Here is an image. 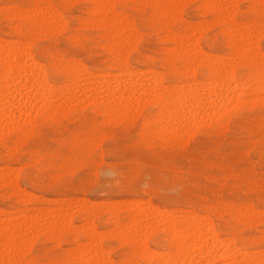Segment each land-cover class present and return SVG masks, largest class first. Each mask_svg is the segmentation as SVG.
<instances>
[{"label": "rangeland", "instance_id": "1", "mask_svg": "<svg viewBox=\"0 0 264 264\" xmlns=\"http://www.w3.org/2000/svg\"><path fill=\"white\" fill-rule=\"evenodd\" d=\"M96 1L0 0V40H2L0 46L5 44L3 45L4 48L7 45L9 48H14L17 45L15 50L18 47L23 49V52L20 49L23 53L21 56H25L29 60L26 59L27 61L24 60L23 62L24 58L17 56L21 52L19 51L18 53L16 51V56L18 59L20 58V64H27L28 62V65L29 63L31 65V61H33L34 65L35 61L36 66L32 67L36 69L40 65V70L43 68L42 70L44 71V80L36 79L40 82L39 88L42 89L41 92L43 93L42 95L40 94L42 97L39 98L37 96V99L34 95L37 94V91L40 93V89L37 91L35 89L38 85H32V87L35 86L32 88L31 84L29 85L27 82L28 80H33V75L27 77L28 79L22 76L23 81L20 78L21 82L19 81L20 85L18 86V88H22V85L24 87L27 85V88L25 87L27 90L28 88L32 89L30 93L26 90V94L27 92L29 95L33 94L31 97H28V94L26 96L25 90L21 91V89L11 95L10 90L8 91L6 88L8 84L4 81L0 82L3 85H0V95H5L0 97L1 103H3L4 98H6L5 101L7 100L2 106L0 104V110L4 108V111H6L4 114L11 113L9 117L13 115L12 120L11 118L8 119V121H11L8 125L4 124L7 123V115H3L4 117L6 116V120L3 117V119H0V175L2 174V177L0 176V228L3 229H0V243L7 239L6 242L4 240L5 243L0 244V264H87V259L92 256L90 254L93 251L98 252H94L97 256L100 254L101 259L98 257L99 261L102 262L103 260L105 262L104 260H106L103 264H109V262L110 264H145V258L140 254V248L144 245L149 247L148 250L150 252H162L163 254L170 251V244L166 240L167 237L163 230V221L165 222L175 217L174 220H177V217L178 219H183L185 216L188 217V215L189 217L190 215H193L191 217L198 215L197 217H200V219L205 216V222L210 219V223L207 222V224L213 228L216 239L223 243L228 240L225 242L226 244H230L234 248L236 246V250L239 249L234 258L236 259V261L234 260L235 263L243 264V256H240L242 251L243 253L250 252V254L260 255L264 251V89L262 91L255 89L256 85L254 80H252L253 75L251 76V74L264 72V0ZM174 1H176V4ZM94 4L97 5V10ZM104 7L110 8V11L107 10V12ZM20 8H22V11ZM42 9L45 10L43 11ZM102 9H104V13ZM37 10L39 13L35 12ZM41 12L46 13L45 16ZM37 14L40 16L39 18H36L38 17ZM95 14L99 15H97L98 18H96ZM226 14H230V16ZM46 15L49 16L48 18L51 22L45 21V19L48 20ZM120 16L121 18H118ZM122 19L125 20L123 21ZM110 22L114 23L111 25ZM92 23L96 24L93 25ZM113 29L116 30V33ZM129 30L132 33L134 31V34ZM233 30L238 35L237 33L234 34ZM253 30H256V32H253ZM258 30L261 31L259 32ZM243 32L245 37H242ZM124 33H128L127 37L130 35L128 37L129 40L126 39L127 37ZM256 34H259V36L257 37ZM119 36L123 37L124 43L126 42L125 44L121 42L124 45H121L120 42L118 43V41L122 40ZM238 36L240 39L238 46L240 47L234 42V39H237ZM250 37L251 40L249 41ZM178 39L180 42H176ZM182 39L184 44L181 42ZM187 39L188 41H186ZM113 41L118 44L115 42L112 44ZM23 42L27 43V45ZM186 42L188 43L187 45ZM240 43H244L242 47L245 44V47L247 46L246 51L244 47L242 49L244 55L240 50ZM132 44L135 45L133 46ZM179 44L188 48L185 46L181 47ZM247 44H251L249 49ZM188 45H191V48L196 45L195 49H192L194 51H192V54H190L191 48ZM24 46L28 47V49ZM168 48L174 50L171 51ZM196 49L197 51H195ZM237 49L240 51L237 52ZM24 50L26 54L28 53L27 55L31 60L27 55H24ZM184 50L188 51L187 55L186 52H183ZM236 52H242V55L241 53L240 55L236 54ZM249 52L256 53V55L258 52L259 57L257 58L255 54L251 56ZM245 53L250 55L247 54V56ZM191 55H193L192 58L194 56L197 57L195 62L192 60ZM200 57L203 60L205 58V62L202 61L204 64L199 60ZM230 57L231 59L233 58V61ZM206 58H209V60ZM212 58L217 59V63L215 60H213L215 61L213 63L211 61ZM221 61L224 62L223 65L229 63L230 68L228 69L232 70L231 73L236 84L244 81V86H240L243 85L242 83L238 86L239 88L236 87L235 89L238 98L242 99L239 98L238 100L240 101L229 102L230 104H221V97V100H219V107L221 108L216 105L217 108L214 107L211 110L209 105H204L203 103L205 102L203 101L205 97H199L198 102L202 101L201 103L204 106H202L203 111H201L202 109L200 110L201 112L199 111L201 118L197 117L196 120L189 117L185 120L186 122L184 121L185 123L180 119V125L175 123L178 125H176L178 127L177 133L175 132L177 135L175 133L172 136L167 134L169 130H166L167 132H164V130L159 131L158 123L162 124L157 119L160 110L148 98L147 103L146 99H143L145 104L140 102L143 107L138 106L128 110L119 109L118 111L116 110L117 113L114 112L115 110H111V112L103 105L110 98V95L108 96L106 92H103L105 87H108V85H110L108 88L116 87L114 81L123 80L127 77L125 75L127 73L135 74L137 72L142 76V79L147 78V81L145 80L146 82H144L146 85L143 83L144 86L142 84L138 87V83L135 82V76L138 74L134 75L135 78H132L131 83L133 88H138V91H141V88H146L147 85L148 88H153L159 83L160 87L163 85V89L160 87L159 89L165 91L176 84L180 86L188 81L190 83L196 81L198 86L202 84L200 86L202 91L199 89L198 93H204L202 96H205L209 79H214V73L210 69L216 70L217 66L222 63ZM229 61L231 65L235 62L232 67ZM239 63L242 65H239ZM25 64H22V68L26 66ZM189 64H193V71ZM186 66L189 67V74L192 72L190 76L188 74L189 77L180 74L183 72L184 67L187 68ZM1 68L0 62V71ZM75 68H78V70ZM149 71L152 74L148 73ZM156 73L159 74L157 75ZM40 74L36 76L40 77ZM108 74L111 75L108 76ZM90 75H93L94 78ZM156 77L158 80H155ZM88 79L89 81L91 79L90 82L97 81V83L90 84ZM191 79L194 80L190 81ZM247 80H249L248 83ZM106 81L110 83L108 84ZM149 84L153 85V87ZM87 88L88 91L90 88L91 92L96 94H90V92L88 96V92L85 90ZM2 89L5 90L7 95L9 93L11 97L9 95L8 97ZM163 91H160V94ZM260 92H263L262 95ZM82 93L86 94V96L84 95L86 98ZM23 95L27 97L25 99H28L29 102L24 99ZM92 95L93 97L91 98ZM174 95L172 99L176 97ZM12 96L13 98L20 96L21 99H15V97L14 100L16 101H14ZM57 97H59L57 100H65L70 110L67 109L66 102L65 104L60 103V101L56 100ZM141 98L143 97L140 96ZM218 98L220 99V97ZM46 99L60 105V107L56 105L59 109L55 106L53 107L56 109L48 107ZM21 100L22 102L25 100L28 104L30 103V106L32 104L29 108L32 111L28 109L31 113L27 114L28 111H25L27 115H24V122L19 120V117L20 119L23 117L20 113L25 110L19 107V104L22 103ZM8 101H11V103L6 104ZM13 101L18 104L13 103ZM42 101L44 102L42 103ZM41 107H43V110H40ZM208 108L213 113L212 115L210 112L208 113ZM18 109H21V111ZM63 109L65 110L63 111ZM54 110H57V112ZM194 111L196 112L198 109H194ZM23 112L22 114L25 113ZM25 118L26 120L29 119L28 123L25 122ZM17 119L23 124L18 121L19 125L12 122ZM11 123L12 125H10ZM182 125L184 127L181 130ZM3 172L5 173L3 174ZM87 200H89L88 203ZM135 202L137 203L135 206L139 208L138 211L140 210V214L136 210L137 216L135 217L138 220L134 217L136 215L135 211L133 213L134 208L132 209ZM142 205H147L146 209ZM143 209L147 214H144ZM241 213L245 216H242ZM132 216L140 224H137ZM51 217H54L55 220L51 219ZM57 218L59 220H56ZM66 218H68V222ZM27 220L34 223H30ZM127 221L128 223H126ZM131 221H135V223ZM149 221L153 222L148 223ZM144 222L147 225L152 224L153 227L150 225L149 232L143 228ZM122 223L126 230H124L125 227L122 226ZM35 225H38V227ZM159 226L161 227L158 229ZM140 227L142 231H139ZM9 228L11 229L8 234L13 233L17 229L20 231L21 237H17L19 233L14 232L16 235H9L10 239L8 236L3 238L1 234L4 233L2 231H8L7 229ZM130 229L134 230L133 232L136 231V235H140L137 232H141L140 236L143 238L140 240L141 237L135 235L137 238L134 237L135 240L130 239L132 241L129 243V239L125 238L128 237L127 234L128 231H131ZM113 231L116 232L114 233ZM18 239L19 242L16 241ZM10 240H15L16 243ZM29 240H31V243ZM9 243L11 247L12 245L15 246L13 248L9 246L8 248ZM8 252L12 254L10 255ZM81 252L84 254H81ZM80 258L83 259V262ZM262 258H264V255ZM226 260H218L215 264H229L232 261L230 259Z\"/></svg>", "mask_w": 264, "mask_h": 264}, {"label": "bare ground", "instance_id": "2", "mask_svg": "<svg viewBox=\"0 0 264 264\" xmlns=\"http://www.w3.org/2000/svg\"><path fill=\"white\" fill-rule=\"evenodd\" d=\"M84 1V0H83ZM85 1H87V0H85ZM98 1V0H97ZM96 1V2H97ZM130 1V0H129ZM150 1V0H149ZM163 1V0H162ZM171 1V0H170ZM186 1V0H185ZM213 1V0H212ZM216 1V0H215ZM219 1V0H218ZM217 1V2H218ZM95 2V1H94ZM105 2V1H104ZM152 2H153V0H152ZM164 2V1H163ZM175 2V4H176V1H174ZM178 2H180V0L178 1ZM203 2V1H202ZM106 3V2H105ZM158 3V2H157ZM162 3V2H161ZM182 3H183V1H182ZM74 4V3H73ZM98 4V3H97ZM174 4V3H173ZM188 4V3H187ZM208 4V3H207ZM218 4V3H217ZM95 5V4H94ZM102 5H104L103 3H102ZM107 5V4H106ZM178 5V4H177ZM97 5H95V7H96ZM100 6V5H99ZM105 6V5H104ZM174 6V5H173ZM173 6H171L172 8H173ZM197 6V5H196ZM200 6V5H199ZM202 6V5H201ZM206 6V5H205ZM7 7V6H6ZM103 7V6H102ZM162 7V6H161ZM169 7V6H168ZM208 7V6H207ZM216 7H218L217 5H216ZM100 8V7H99ZM106 7H104V9H105ZM163 8V7H162ZM202 8V7H201ZM213 8V7H212ZM220 8V7H219ZM16 9V8H15ZM21 9V11H22V8H20ZM37 9V8H36ZM36 9H34V10H36ZM104 9H102L103 11V13H104ZM167 9V8H166ZM217 9V8H216ZM30 10V9H29ZM32 10V9H31ZM43 10V9H42ZM45 10V9H44ZM43 10V11H44ZM48 10V9H47ZM96 10H97V7H96ZM99 10V9H98ZM107 10H109L110 11V8L108 9V8H106V11ZM157 10V9H156ZM171 10V9H170ZM176 10V9H175ZM175 10H174V12H175ZM90 11V10H89ZM89 11H88V13H89ZM101 11V10H100ZM181 11V10H180ZM28 12V11H27ZM30 12V11H29ZM32 12H34V11H32ZM36 13L38 12V10L37 11H35ZM46 12V11H45ZM85 13H86V11H84ZM101 12V13H102ZM108 12V11H107ZM173 12V11H172ZM176 12H177V10H176ZM39 13V12H38ZM41 13H43V15L45 16V14H44V12H41ZM51 13V12H50ZM50 13H49V15H50ZM84 13V14H85ZM93 13V12H92ZM102 13V14H103ZM109 13H111V12H109ZM114 13V12H113ZM116 13V12H115ZM222 13V12H221ZM13 14V13H12ZM17 14V13H16ZM27 14V13H26ZM31 14V13H30ZM55 14V13H54ZM100 14V13H99ZM123 14V13H122ZM121 14V15H122ZM170 14V13H169ZM175 14V13H174ZM173 14V15H174ZM220 14V13H219ZM98 15V14H97ZM96 14H95V16H97ZM120 15V14H119ZM125 15V14H124ZM170 15H172V14H170ZM175 15H177V14H175ZM222 16H223V14H221ZM226 15H228V14H226ZM21 16V15H20ZM23 16V15H22ZM35 16V15H34ZM37 16L38 17H36V18H39L40 16L37 14ZM58 16V15H57ZM94 16V17H95ZM99 16V15H98ZM98 16L96 17V18H98ZM105 16V15H104ZM228 16H230V14L228 15ZM227 16V17H228ZM10 17H11V15H10ZM29 17V16H28ZM46 17L48 18L49 16H47L46 15ZM53 17H55V15H53ZM178 17H179V14H178ZM224 17H225V15H224ZM14 18H16V17H14ZM22 18V17H21ZM52 18V17H51ZM102 18V17H101ZM115 18V17H114ZM118 18H121V16L120 17H118ZM117 18V19H118ZM123 18V17H122ZM174 18V17H173ZM223 18V17H222ZM41 19V18H40ZM42 19H43V17H42ZM41 19V20H42ZM45 19V18H44ZM91 19V18H90ZM95 19V18H94ZM116 19V20H117ZM219 19H220V17H219ZM224 19V18H223ZM39 20V19H38ZM115 20V21H116ZM118 20H121V19H118ZM123 21L125 20V19H122ZM127 20V19H126ZM216 20H217V18H216ZM45 21L47 22H51V20L49 21V18H48V20L47 19H45ZM60 21V20H59ZM97 21H98V19H97ZM101 21V20H100ZM104 21V20H103ZM114 21V20H113ZM130 21V20H129ZM213 21V20H212ZM222 21V20H221ZM42 22V21H41ZM55 22V21H54ZM104 22H106V21H104ZM128 22V21H127ZM158 22V21H157ZM208 22V21H207ZM58 23V22H57ZM60 23V22H59ZM84 23V22H83ZM111 23V22H110ZM112 23H114V22H112ZM112 23H111V25H112ZM117 23V22H116ZM126 23V22H125ZM125 23H124V25H125ZM131 23V22H130ZM210 23V22H209ZM53 24H55V23H53ZM52 24V25H53ZM93 25H95L96 23H92ZM98 24V23H97ZM105 24V23H104ZM107 24H109L108 22H107ZM123 24V23H122ZM126 24H128V23H126ZM48 25H51V24H48ZM51 25V26H52ZM123 25V26H124ZM129 25V24H128ZM132 25V24H131ZM212 25V24H211ZM210 25V26H211ZM232 25H234V24H232ZM252 25V24H251ZM38 26V25H37ZM101 26V25H100ZM119 26H121V25H119ZM118 26V27H119ZM127 26V25H126ZM208 26V25H207ZM231 26V25H230ZM17 27V26H16ZM50 27V26H49ZM103 27V26H102ZM106 27H108V26H106ZM128 27V26H127ZM201 27V26H200ZM205 27H206V24H205ZM238 27V26H237ZM255 27V26H254ZM13 28V27H12ZM89 28V27H88ZM101 28V27H100ZM117 28V27H116ZM203 28H204V26H203ZM211 28V27H210ZM240 28H242V27H240ZM245 28V27H244ZM11 29V28H10ZM18 29V28H17ZM42 29V28H41ZM44 29V28H43ZM127 29V28H126ZM125 29V30H126ZM128 29H130V28H128ZM197 29H198V27H197ZM197 29H196V31H197ZM206 29V28H205ZM246 29V28H245ZM52 30V29H51ZM113 30H115V29H113ZM112 30V31H113ZM124 30V29H123ZM123 30H121L122 32H123ZM124 30V31H125ZM256 30H257V28H256ZM256 30L254 31L253 30V32H256ZM36 31V30H35ZM50 31V30H49ZM57 31V30H56ZM118 31V30H117ZM127 31V30H126ZM130 31V30H129ZM220 31V30H219ZM240 31H241V29H240ZM249 31V30H248ZM247 31V32H248ZM259 31V30H258ZM261 31V30H260ZM259 31V32H260ZM41 32V31H40ZM44 32V31H43ZM131 32V31H130ZM165 32V31H164ZM198 32V31H197ZM230 32H231V30H230ZM233 32H234V34H236L237 32H235L234 30H233ZM245 32V31H244ZM244 32H243V36L242 37H245V34H244ZM250 32H251V30H250ZM56 33V32H55ZM111 33V32H110ZM109 33V34H110ZM115 33H116V30H115ZM118 33H120V32H118ZM132 33V32H131ZM241 33V32H240ZM240 33H239V35H240ZM30 34V33H29ZM113 34H114V32H113ZM124 34H126V33H124ZM128 34V33H127ZM127 34H126V37H127ZM132 34H134V31H133V33ZM141 34V33H140ZM202 34V33H201ZM226 34V33H225ZM224 34V35H225ZM228 34V33H227ZM231 34V33H230ZM229 34V35H230ZM242 34V33H241ZM249 34V33H248ZM247 34V35H248ZM254 34V33H253ZM252 34V36H254ZM37 35V34H36ZM111 35V34H110ZM119 35V34H118ZM120 35H122V34H120ZM237 35H238V33H237ZM237 35H235V36H237ZM251 35V34H250ZM257 35V34H256ZM33 36V35H32ZM130 36V35H129ZM128 36V37H129ZM227 36V35H226ZM231 36V35H230ZM259 36V34L257 35V37ZM36 37V36H35ZM108 37V36H107ZM110 37V36H109ZM112 37V36H111ZM116 37V36H115ZM120 37V36H119ZM128 37L126 38V39H128ZM168 37V36H167ZM229 37V36H228ZM25 38H27L26 36H25ZM31 38H33V37H31ZM121 38V37H120ZM119 38V39H120ZM124 38H125V35H124ZM171 38V37H170ZM177 38V37H176ZM175 38V39H176ZM187 38V37H186ZM185 38V39H186ZM246 38H247V36H246ZM254 38V37H253ZM29 39V38H28ZM28 39H26V40H28ZM35 39V38H34ZM39 39V38H38ZM109 39V38H108ZM114 39V38H113ZM118 39V40H119ZM122 40L121 41H118V43L120 42V44H121V42H123V37L121 38ZM139 39V38H138ZM189 39V38H188ZM188 39L186 40V41H188ZM191 39V38H190ZM232 39V38H231ZM243 39H245V38H243ZM248 39V38H247ZM257 39V38H256ZM256 39H254V40H256ZM129 40V39H128ZM128 40H127V42H128ZM130 40H132V39H130ZM169 40V39H168ZM181 40V39H180ZM226 40V39H225ZM242 40V39H241ZM251 40V37L249 38V41ZM1 41L2 40H0V43H1ZM23 41V40H22ZM32 41V40H31ZM117 41V40H116ZM116 41H113L112 42V44H114V42L115 43H117ZM126 41V40H125ZM133 41V40H132ZM131 41V42H132ZM170 41H172V39H170ZM177 41H179V39L178 40H176V42ZM190 41V40H189ZM246 41V40H245ZM253 41V40H252ZM251 41V42H252ZM21 42V41H20ZM110 42V41H109ZM135 42V41H134ZM175 42V43H176ZM180 42V41H179ZM181 42H183L182 44H184V41H183V39H182V41ZM193 42V41H192ZM234 42H235V44L238 46V44H239V42H240V39H239V36L237 37V39H234ZM247 42V41H246ZM253 42H255V41H253ZM4 43V42H3ZM22 43V42H21ZM24 43V42H23ZM27 43H28V41H27ZM27 43H24V44H26L27 45ZM107 43H108V41H107ZM117 43V44H118ZM124 43V42H123ZM126 43V42H125ZM124 43V44H125ZM195 43V42H194ZM229 43H231L230 41H229ZM248 43V42H247ZM2 44V43H1ZM0 44V45H1ZM8 44V43H7ZM12 44H13V42H12ZM20 44V43H19ZM124 44H121V45H124ZM188 43L186 42V45H187ZM242 44H244V43H240V45H241V51L243 52V55H244V51L242 50L243 49V47H244V50L246 51V47H245V45L242 47ZM252 44V43H251ZM250 44V45H251ZM3 45H5V44H3ZM2 45V46H3ZM11 45V44H10ZM116 45V44H115ZM120 45V47H122ZM133 45V44H132ZM131 45V46H132ZM135 45V44H134ZM133 45V46H134ZM177 45V44H176ZM179 45H181V44H179ZM248 45V44H247ZM250 45H248V49H249V47H250ZM256 45V44H255ZM2 46H0V62H1V71H0V78H2L1 80H0V82L2 83L3 81L4 82H6L8 85H7V90L9 91L10 90V94L11 95H14L15 94V92L18 90V91H20L19 89H21V91L22 90H25L24 92H25V94H26V88L22 85V88H18V86L20 85L19 84V81H20V78H22V76L24 77H26V79H28L27 77H30V76H32L33 75V77L35 78V80L37 79V80H40V81H43L44 80V71L42 70L43 68H41V70H40V65L39 66H37L38 68H39V70H38V68H36V69H34L33 67H35L36 66V62L34 61V65H33V61H31V65H30V63H29V65H28V62H27V64H25V63H22L23 65L25 64L26 66H24V68H22L23 66H22V64H20V58L18 59V57L17 56H20V57H22L21 56V54L23 55V49H21V48H17L16 50H15V48L17 47V45H15L14 46V44H13V46H14V48H9V47H5L4 48V46L2 47ZM12 46V45H11ZM20 46V45H19ZM106 46V45H105ZM108 46V45H107ZM182 46H185V45H181V47ZM189 46V45H188ZM191 46V45H190ZM189 46V47H190ZM196 46V45H195ZM194 46V47H195ZM21 47V46H20ZM25 48H27L28 49V47H26V46H24ZM113 47V46H112ZM130 47V46H129ZM178 47V46H177ZM185 47H187V46H185ZM193 46H192V48H191V53L190 54H192V51L195 49ZM235 47V46H234ZM238 47H240V46H238ZM238 47H236V48H238ZM119 48V47H118ZM124 48V47H123ZM122 48V49H123ZM131 48V47H130ZM172 48V47H171ZM184 48V47H183ZM188 48V47H187ZM186 48V50H188ZM189 48V49H190ZM194 48V49H193ZM230 48V47H229ZM232 48V47H231ZM252 48V47H251ZM20 49H21V51H20ZM106 49V48H105ZM114 49V48H113ZM121 49V48H120ZM119 49V50H120ZM126 49V48H125ZM168 49H170V48H168ZM179 49H180V47H179ZM185 49V48H184ZM193 49V50H192ZM198 49V48H197ZM197 49L195 50V51H197ZM247 49V50H248ZM26 50V49H25ZM25 50H24V53H25ZM171 50V49H170ZM174 50V49H173ZM173 50H171V51H173ZM176 50V49H175ZM240 50H236L237 52H239ZM251 50V49H250ZM16 51H18V53H19V51L21 52L20 54H17V56H16ZM177 51H178V49H177ZM176 51V52H177ZM180 51H181V49H180ZM189 51V50H188ZM188 51H183V52H186V55H187V52ZM199 51V50H198ZM201 51V50H200ZM233 51H235V50H233ZM249 51V50H248ZM247 51V52H248ZM251 51H253V50H251ZM117 52V51H116ZM121 52V51H120ZM124 52V51H123ZM132 52V51H131ZM182 52V51H181ZM194 52V51H193ZM236 52V54H239L240 55V53H241V55H242V52H240V53H237ZM256 52V51H255ZM127 53V52H126ZM201 53V52H200ZM200 53H198V54H200ZM205 53V52H204ZM207 53V52H206ZM249 53H251V52H249ZM249 53H245V55H247V54H249ZM28 54V53H27ZM26 53L24 54V55H27ZM202 54H203V52H202ZM234 54H235V52H234ZM253 54H255L256 55V53H251V56H254ZM124 55V54H123ZM126 55V54H125ZM179 55V54H178ZM195 55H197V54H195ZM206 55V54H205ZM215 55V54H214ZM250 55V54H249ZM261 55V54H260ZM116 56V55H115ZM184 56V55H183ZM192 56L193 55H191V58H192ZM203 56V55H202ZM211 56V55H210ZM230 56H232V55H230ZM248 56V55H247ZM251 56H249V57H251ZM257 58L259 57L258 56V52H257ZM27 57H29L28 55H27ZM188 57H189V55H188ZM207 57H209V56H207ZM222 57V56H221ZM233 57V56H232ZM235 57V56H234ZM22 58H24L23 59V62H24V60H28V58H25V56H23ZM191 58H190V60H191ZM196 56H194L193 58H192V60L195 62L196 61ZM199 58V57H198ZM218 58V57H217ZM236 58V57H235ZM243 58H244V56H243ZM248 58V57H247ZM29 59H30V57H29ZM207 59V58H206ZM221 59V58H220ZM230 59H231V57H230ZM239 59V58H238ZM241 59H242V57H241ZM250 59V58H249ZM253 59V58H252ZM260 59V58H259ZM26 60V61H27ZM31 60V59H30ZM167 60H168V58H167ZM173 60V59H172ZM190 60H188V61H190ZM199 60H201V62L202 61H204L205 62V58H204V60L203 59H201V57H200V59ZM198 59H197V61H199ZM207 60H209V58L207 59ZM206 60V61H207ZM213 60H217V59H213L212 58V60L211 61H213ZM227 60V59H226ZM232 61H233V58L231 59ZM240 60V59H239ZM254 60V59H253ZM253 60H252V63H253ZM257 60V59H256ZM29 61V60H28ZM171 61V60H170ZM215 61H213V63L215 62ZM220 61V60H219ZM235 61V60H234ZM238 61V60H237ZM237 61H236V63H237ZM241 61V60H240ZM243 61H244V59H243ZM248 61H250V60H248ZM259 62H260V60H258ZM21 62H22V60H21ZM66 62V61H65ZM75 62V61H74ZM172 62V61H171ZM192 62V61H191ZM201 62H199V63H201ZM222 63H220V65H222V66H220V65H218L219 64V62H218V66H217V68H216V70H211L210 69V71H212L213 73H214V79H212V78H210L209 79V81H208V86H206V85H203V86H206V87H208L207 89H206V95L205 96H202L203 94L201 93H198V90L200 89V86L202 85H200L199 84V86H198V84L196 83V81H193L192 79L190 80V81H193L192 83H190L189 81L187 82V83H190V84H183V85H174V86H170L168 89H166L165 91H163L162 89V87H163V85H161L162 87H160V83L159 84H156L155 83V80L157 79V77L155 78V80H154V83L156 84L154 87H153V85H151V84H149V85H151L153 88H148V85L146 86V88H141L140 90L141 91H138V88H133L132 87V83H131V81H132V78H135L136 77V81L135 82H137L138 83V87H140V85H142L144 82H146L147 81V78L146 79H142V76H140V74H138L139 72H137V73H135V74H138V75H136L135 77H134V75L135 74H133V73H127L126 71V73L127 74H125V75H127V77L126 78H124L123 80H116V81H114L115 83H116V87H114L113 86V88H108V87H110V85H108L110 82H108V81H106L105 83H106V85H108V87H105L104 88V90H103V92H106L107 94H108V96L110 97H107V98H109L108 99V102L106 101V103H105V101H103L105 104H103L104 106H106L110 111L112 110H115L114 112H116V110L118 111L119 109H122V110H128V109H133V107H138V106H141V103L140 102H144V104H145V100H143V99H146V103H147V98L148 99H150L152 102H154V104L159 108V110H160V112L158 113L159 115H158V122H160V123H162L163 124V126H162V124L160 125L159 123H158V128H159V131H161V130H164V132L166 131V130H169V132L167 133V134H169V135H175L177 132V128L178 127H176V125L179 123V120L180 119H182V121L184 122L185 120H187L189 117L191 118V119H196L197 120V117L199 118H201V116H200V112L201 111H203V108H202V106H203V103H204V105H209V108H211V110H212V108H214V107H216V105H218L217 107L218 108H221V107H219V105H220V102H221V104H226V103H229V102H232V101H237L239 98H238V95L236 94V91H235V89H236V87L237 88H239L238 86L240 85V84H242L243 83V85H240L241 87L242 86H244V81L242 82V83H240V84H236V81L234 80V77H233V75H232V73H231V71L228 69V68H230L229 67V63L228 64H225V65H223V61H221ZM230 62V61H229ZM246 62H247V59H246ZM76 63V62H75ZM126 63V62H125ZM170 63V62H169ZM190 63V62H189ZM199 63H197V64H199ZM203 63V62H202ZM208 63H210V62H208ZM216 63H217V61H216ZM216 63H215V65H216ZM235 63V62H234ZM234 63H232V65L234 64ZM255 63V62H254ZM65 64H67V63H65ZM74 64V63H73ZM172 64V63H171ZM186 64V63H185ZM195 64V63H194ZM204 64V63H203ZM211 64V63H210ZM246 64V63H245ZM258 64H260V63H258ZM28 65V66H27ZM69 65H70V63H69ZM77 65V64H76ZM81 65V64H80ZM188 65V64H187ZM214 65V66H215ZM228 67H227V66ZM232 65H231V62H230V66L232 67ZM239 65H242V64H240L239 63ZM238 65V66H239ZM33 66V67H32ZM42 66V65H41ZM83 66V65H82ZM189 66L192 68V66H193V64L192 65H190L189 64ZM199 66V65H198ZM210 66V65H209ZM235 66V65H234ZM244 66V65H243ZM258 66V65H257ZM260 67H262L261 65H259ZM43 67V66H42ZM76 67V66H75ZM187 68H183L184 70H182L183 72L182 73H180L181 75H187V77H189L190 76V74L192 73L191 71V73L189 74V67L188 66H186ZM196 67V66H195ZM208 67V66H207ZM22 68V69H21ZM70 68V67H69ZM190 68V69H191ZM264 68V67H263ZM22 71H21V70ZM24 69V70H23ZM75 69H77L78 70V68H75ZM83 69V68H82ZM67 70V69H66ZM79 70H81V69H79ZM40 71H41V73H42V78H41V74H40ZM73 71V70H72ZM138 71V70H137ZM142 71V70H141ZM192 71H193V68H192ZM67 72V71H66ZM131 72H133V71H131ZM144 72V71H143ZM147 72V71H146ZM152 72H153V70H152ZM257 72V71H256ZM255 72V73H256ZM259 72H261L260 70H259ZM83 73H85V72H83ZM118 73V72H117ZM122 73V72H121ZM148 73H151V71H149ZM263 73L264 72H262V73H257V74H251V76L253 75V78H252V80H254V82H255V89L258 91V90H263L264 89V75H263ZM38 74H40V77H37V76H39ZM98 74V73H97ZM104 74V73H103ZM152 74V73H151ZM157 74V73H156ZM155 74V75H156ZM159 74V73H158ZM157 74V75H158ZM188 74H189V76H188ZM35 75V76H34ZM37 75V76H36ZM82 75V74H81ZM84 75V74H83ZM102 75V74H101ZM111 75V74H110ZM109 74H108V76H110ZM113 75V74H112ZM122 75V74H121ZM143 75V74H142ZM193 75V74H192ZM91 76V75H90ZM94 76H95V74H94ZM94 76L92 75L91 77L92 78H94ZM102 76H104V75H102ZM106 76V75H105ZM114 76V75H113ZM117 76H119V75H117ZM149 76H151V75H149ZM212 76V75H211ZM33 77H31V78H33ZM80 77V76H79ZM85 77V76H84ZM87 77V76H86ZM89 77V76H88ZM90 77V78H91ZM159 77V76H158ZM193 77V76H192ZM34 78H33V80H31V81H27L28 82V84L30 85L31 84V87H32V85H35V84H37L36 86H37V88H35L36 89V91L38 90V89H40L39 87H40V82H38L37 80H36V82H38V83H36L35 82V80H34ZM40 78V79H39ZM91 78V79H92ZM107 78V77H106ZM109 78V77H108ZM151 78V77H150ZM194 78V77H193ZM208 78V77H207ZM42 79V80H41ZM78 79V78H77ZM85 79V78H84ZM91 79H90V81H91ZM103 79V78H102ZM109 79H112V78H109ZM25 80V79H24ZM146 80V81H145ZM158 80V79H157ZM22 81H23V78H22ZM86 81V80H85ZM88 81H89V79H88ZM89 81V83L91 84V83H94V82H96L97 83V81H92V82H90ZM100 81H102V80H100ZM105 81V80H104ZM239 81V80H238ZM248 81L249 80H247V83H248ZM21 82V81H20ZM71 82V81H70ZM74 82V81H73ZM112 82V81H111ZM159 82V81H158ZM254 82H253V84H254ZM0 83V85L1 86H3L2 84ZM23 83V82H22ZM41 83H44V82H41ZM67 83V82H66ZM75 83V82H74ZM99 83V82H98ZM199 83V82H198ZM4 84V83H3ZM25 84H26V80H25ZM24 84V85H25ZM88 84V83H87ZM89 84V85H90ZM145 84V83H144ZM144 84H143V86H144ZM62 85V84H61ZM65 85V84H64ZM68 85V84H67ZM73 85H75V84H73ZM77 85H78V83H77ZM92 85H94V84H92ZM96 85V84H95ZM146 85V84H145ZM173 85V84H172ZM233 85V86H232ZM249 85V84H248ZM247 85V86H248ZM42 86H43V84H42ZM56 86V85H55ZM99 86V85H98ZM101 86V85H100ZM133 86H136V85H133ZM250 86V85H249ZM21 87V86H20ZM23 87H24V89H23ZM28 87H30V86H28ZM30 87V88H31ZM33 87H35V86H33ZM32 87V88H33ZM44 87V86H43ZM48 87V86H47ZM51 87V86H50ZM70 87H72V86H70ZM69 87V88H70ZM112 87V86H111ZM159 87L160 88H162V89H159ZM166 87V86H165ZM16 88H18V89H16ZM42 88V87H41ZM49 88V87H48ZM47 88V89H48ZM90 88H92V87H90ZM89 88V91H88V88L87 89H85L87 92V94H88V96L90 95V94H96L95 92H91L92 90ZM94 88H96V87H94ZM250 88V87H249ZM5 89V88H4ZM4 89H2L4 92H5V90ZM16 89V90H15ZM52 89V88H51ZM60 89V88H59ZM204 89V88H203ZM254 89V88H253ZM1 90V91H2ZM15 90V91H14ZM41 90L42 89H40V93H38V91H37V94H36V92H35V94L36 95H34V96H36V99L38 98L37 96H39V98L40 97H42V96H40V94L42 95L43 93L41 92ZM46 90V89H45ZM82 90H83V88H82ZM84 90V91H85ZM96 90V89H95ZM201 91H202V88L200 89ZM218 90V91H217ZM2 91V92H3ZM27 91H29V93L30 92H32V89L30 90L29 88H28V90ZM34 91V90H33ZM50 92H51V90H49ZM68 91H69V89H68ZM102 91V90H101ZM160 91L162 92L163 91V93H161L160 94ZM240 91V90H239ZM249 91V90H248ZM3 92V93H4ZM14 92V93H13ZM23 92V93H24ZM48 92V91H47ZM46 92V93H47ZM57 92V91H56ZM91 92V93H90ZM252 92V91H251ZM8 93V92H7ZM13 93V94H12ZM18 93V92H17ZM17 93H16V95H17ZM22 93V94H23ZM53 93V92H52ZM55 93V92H54ZM85 93V92H84ZM84 93H82L83 94V96L85 95L86 96V94H84ZM90 93V94H89ZM219 93V94H218ZM263 93V92H262ZM262 93L260 92V94L262 95ZM2 94V93H1ZM5 94H6V92H5ZM27 94H28V92H27ZM27 94H26V96H27ZM102 94V93H101ZM175 94V95H174ZM4 95V94H3ZM7 95V94H6ZM8 95H9V93H8ZM7 95V96H8ZM11 95H9L10 97H11ZM33 94H31V95H29L28 94V97H31ZM45 95V94H44ZM52 95H54V94H52ZM173 95L174 96H176L175 98H173L172 99V97H173ZM5 96V95H4ZM4 96H2V95H0V97H4ZM6 96V97H7ZM8 96V97H9ZM20 96L22 97V95H21V92H20ZM20 96H15L14 98L15 99H17V98H19V99H21V97ZM24 96V95H23ZM82 96V97H83ZM84 96V97H85ZM96 96V95H95ZM135 96H137V97H135ZM140 96H142L143 98H141L142 99V101H141V99H140ZM250 96V95H249ZM7 97V98H8ZM56 97V96H55ZM55 97H53V98H55ZM61 97H63L62 95H61ZM60 97V98H61ZM93 97V95L91 96V98ZM199 97H205V98H203V101H205V102H203V103H199L198 101V99H199ZM218 97H220V99L218 98ZM221 97H222V101H220L219 102V100H221ZM248 97V96H247ZM246 97V98H247ZM252 97V96H251ZM255 97V96H254ZM12 98H13V96H12ZM14 98L12 99V100H14ZM25 98H27V97H25L24 96V99ZM34 98V97H33ZM32 98V99H33ZM48 98V97H47ZM52 98V100H54ZM59 97H57L56 98V100L58 99ZM86 98V97H85ZM88 98H90V97H88ZM87 98V99H88ZM107 98H105V99H107ZM249 98V97H248ZM248 98H247V100H248ZM253 98V97H252ZM1 99V98H0ZM5 99L6 98H4V100H3V103H1V101L2 100H0V104H1V106H2V104H4V102H6L5 101ZM49 99V98H48ZM201 99V98H200ZM240 99H242V98H240ZM26 101H28V99H25ZM25 100L22 102V100H21V104H19V107L20 108H23V109H25L24 110V112L25 111H28V109L32 106V104H31V106L28 104V102H25ZM47 100V99H46ZM51 100V101H52ZM94 100V99H93ZM92 100V101H93ZM218 100V101H217ZM243 100H244V98H243ZM14 101H16V100H14ZM13 101V103H15ZM48 101V100H47ZM51 101H48V103H46V105L48 106V107H51V108H55L56 107V105H58V104H55V103H53V102H51ZM57 101H60V103H63V104H65V100L63 101H61L60 99L59 100H57ZM57 101H56V103H57ZM87 101V100H86ZM102 101V100H101ZM238 101H240V100H238ZM18 102H19V100H18ZM31 102V101H30ZM44 101H42V103H43ZM46 102V101H45ZM55 102V101H54ZM97 102V101H96ZM244 102V101H243ZM248 102V101H247ZM11 103V101H8L6 104H10ZM12 103V104H13ZM20 103V102H19ZM78 103V102H77ZM81 103V102H80ZM92 103V102H91ZM94 103H95V100H94ZM94 103H92V104H94ZM206 103V104H205ZM15 104H18V103H15ZM230 104V103H229ZM45 105V106H46ZM62 105V104H61ZM66 105H67V102H66ZM232 105H234V104H232ZM4 106V105H3ZM34 106V105H33ZM53 106H55V107H53ZM59 107H60V105H58ZM57 106V107H58ZM62 106H64V105H62ZM17 107H18V105H17ZM16 107V108H17ZM18 107V108H19ZM56 107V108H57ZM67 107H68V105H67ZM67 107H65V108H67ZM141 107H143V106H141ZM204 107V106H203ZM206 107V106H205ZM208 107V106H207ZM216 107V108H217ZM43 107H41L40 108V110L42 109ZM51 108H49L50 110H51ZM55 108V109H56ZM74 108V107H73ZM140 108V107H139ZM208 108V109H209ZM215 108V109H216ZM223 108V107H222ZM224 108H227V107H224ZM27 109V110H26ZM32 109V108H31ZM34 109V108H33ZM57 109H59V108H57ZM67 109H69V107L67 108ZM194 109H198V111H194ZM202 109V110H201ZM3 110V111H2ZM19 110V109H18ZM30 110V109H29ZM43 110V109H42ZM65 109H63V111H64ZM70 110V109H69ZM158 110V111H159ZM201 110V111H200ZM221 110V109H220ZM219 110V111H220ZM225 110V109H224ZM19 111H21V109L19 110ZM30 111H32V110H30ZM30 111H28V113L27 112H23L24 114H22V112L20 113V115H22L23 117H22V119H20V117H19V120H22V122H24L23 120H24V115L27 113V114H29V113H31ZM52 111H53V109H52ZM55 111V110H54ZM61 111V110H60ZM111 111V112H112ZM200 111V112H199ZM216 111V110H215ZM4 112H6V111H4V108L3 109H1L0 110V119L3 117L4 119H5V117L3 116V115H7V123H4V124H6V125H8V123H10L11 121H8V119H10L11 118V120H12V118H13V115H11V117H9V114H11V113H9V114H4ZM7 112H9V111H7ZM55 112H57V110L55 111ZM59 112V111H58ZM62 112V111H61ZM120 112H122L123 113V111H121L120 110ZM129 112V111H128ZM206 112V111H205ZM210 112V109H209V111H208V113ZM213 112V111H212ZM223 112V111H222ZM109 113V112H108ZM117 113V112H116ZM131 113H133L132 111H131ZM135 113V112H134ZM155 113H157V112H155ZM26 114V115H27ZM107 114V113H106ZM114 114V113H113ZM130 114V113H129ZM195 114H196V116H195ZM204 114H206V115H208L207 113H204ZM210 114L212 115L213 113H211L210 112ZM216 114V113H215ZM217 114H219V113H217ZM223 114V113H222ZM132 115V114H131ZM199 115V116H198ZM111 116V115H110ZM119 116V115H118ZM129 116V115H128ZM205 116V115H204ZM208 116H210V115H208ZM214 116V115H213ZM216 116V115H215ZM31 117V116H30ZM126 117V116H125ZM130 117V116H129ZM154 117V116H153ZM153 117H151V118H153ZM206 117V116H205ZM204 117V118H205ZM212 117V116H211ZM217 117V116H216ZM2 118V119H3ZM29 118V117H28ZM27 118V119H28ZM32 118V117H31ZM123 118H124V116H123ZM203 118V117H202ZM207 118V117H206ZM5 119V120H6ZM43 119V118H42ZM109 119H111L110 117H109ZM25 120H26V118H25ZM29 120V119H28ZM28 120H26L25 122H27ZM153 120H154V118H153ZM190 120V119H189ZM195 120V121H196ZM201 120V119H200ZM18 119L17 120H15V121H12V122H14L15 124H18V122L20 123V124H23V123H21L20 121H18ZM193 122H194V120H192ZM17 122V123H16ZM29 122V121H28ZM27 122V123H28ZM186 122V121H185ZM184 122V123H185ZM189 122V121H188ZM208 122V121H207ZM119 123V122H118ZM169 123H171L169 126H168V124ZM175 123H177V124H175ZM180 123H181V121H180ZM180 123H179V125H180ZM196 123V122H195ZM1 124V123H0ZM157 124V123H156ZM194 124V123H193ZM3 125V124H2ZM10 125H12V123L10 124ZM19 125V124H18ZM17 125V126H18ZM26 125V124H25ZM1 126V125H0ZM14 126V128H15V125H13ZM178 126V125H177ZM192 126H194V125H192ZM192 126H191V128H192ZM9 127H11V126H9ZM19 127V126H18ZM20 127H21V125H20ZM29 127V126H28ZM184 127V125H182L181 126V130H182V128ZM3 128V127H2ZM5 128V127H4ZM30 128V127H29ZM157 128V129H158ZM191 128H189L190 130H191ZM15 129H17V128H15ZM188 129V128H187ZM197 129V128H196ZM9 130V129H8ZM12 130H13V128H12ZM156 130V129H155ZM11 131V130H10ZM157 131V130H156ZM155 131V132H156ZM158 131V132H159ZM185 131V130H184ZM187 131V130H186ZM194 131V130H193ZM2 132V131H1ZM150 132V131H149ZM167 132V131H166ZM176 132V133H175ZM179 132V131H178ZM181 132V131H180ZM191 132V131H190ZM28 133V132H27ZM151 133V132H150ZM153 133H154V131H153ZM163 133V132H162ZM175 133V134H174ZM192 133V132H191ZM4 134H6V133H4ZM183 134V133H182ZM0 135H1V133H0ZM159 135V134H158ZM177 135V134H176ZM186 135H187V133H186ZM24 136V135H23ZM164 136V135H163ZM1 137V136H0ZM169 137V136H168ZM183 137V136H182ZM165 138V137H164ZM166 141H167V137H166ZM94 146V145H93ZM8 151V150H7ZM23 166V165H22ZM9 171V170H8ZM13 172V171H12ZM5 172H3V174H4ZM14 173V172H13ZM8 174V173H7ZM2 175V174H1ZM0 175V176H1ZM14 175V174H13ZM2 177V176H1ZM4 177V176H3ZM9 177V176H8ZM15 177V176H14ZM14 177H13V180H14ZM51 178V177H50ZM2 179V178H1ZM5 179V178H4ZM3 180V179H2ZM6 180H8V179H6ZM5 180V181H6ZM4 181V182H5ZM19 188V187H18ZM16 190V189H15ZM22 191V190H21ZM24 192V191H23ZM21 193V192H20ZM26 194V193H25ZM30 196V195H29ZM33 197V196H32ZM7 198V197H6ZM23 199H25V198H23ZM31 200V199H30ZM88 201L89 200H87V203H88ZM117 201V200H116ZM112 202V201H111ZM132 202V201H131ZM138 202V201H137ZM146 202V201H145ZM144 202V203H145ZM91 203V202H90ZM120 203V202H119ZM128 203H130L129 201H128ZM141 203H142V201H141ZM131 204V203H130ZM137 203L135 202V204H134V206L136 205ZM67 206V205H66ZM90 206V205H89ZM124 206H127V205H124ZM133 206V205H132ZM132 207V209L134 208L135 209V207ZM137 206H139V205H137ZM147 206V205H146ZM146 206H143L142 205V207H146ZM140 207V206H139ZM250 207V206H249ZM81 208V207H80ZM82 208H83V206H82ZM119 208V207H118ZM122 208V207H121ZM125 208V207H124ZM127 208V207H126ZM242 208V207H241ZM114 209V208H113ZM117 209V208H116ZM131 209V210H132ZM133 209V213H134V211H135V214H136V210H137V213L140 211H138V209L139 208H137L136 207V209L134 210ZM140 209H141V207H140ZM146 209V208H145ZM149 209V208H148ZM246 209V208H245ZM251 209V208H250ZM249 209V210H250ZM123 210V209H122ZM152 210V209H151ZM150 210V211H151ZM153 210H154V208H153ZM226 210H228V209H226ZM253 210H256V209H253ZM22 211H24V210H22ZM48 211H49V209H48ZM53 211V210H52ZM79 211V210H78ZM128 211V210H127ZM143 211H144V209H143ZM159 211V210H158ZM221 211V210H220ZM235 211H236V209H235ZM234 211V212H235ZM239 211H240V209H239ZM250 211H252V210H250ZM250 211H249V213H250ZM50 212H51V210H50ZM113 212V211H112ZM145 212V211H144ZM149 212V211H148ZM160 212V211H159ZM230 212V211H229ZM241 212V211H240ZM240 212H238V213H240ZM149 213H151V212H149ZM148 213V214H149ZM27 214V213H26ZM39 214V213H38ZM44 214V213H43ZM53 214V213H52ZM138 214H140V212L138 213ZM142 214V213H141ZM144 214H147V212H145ZM144 214H142V215H144ZM158 214V213H157ZM160 214V216H162L161 215V213H159ZM163 214V213H162ZM170 214V213H169ZM242 214V216H245L243 213H241ZM245 214H246V212H245ZM256 214H257V212H256ZM28 215V214H27ZM34 215V214H33ZM46 215V214H45ZM71 215V214H70ZM166 215V214H165ZM175 215V214H174ZM185 215V214H184ZM258 215V214H257ZM8 216V215H7ZM10 216V215H9ZM23 216V215H22ZM42 216V215H41ZM50 216H52V215H50ZM135 216H137V214L136 215H134V217ZM139 216V215H138ZM169 216V215H168ZM171 216V215H170ZM182 216V215H181ZM191 216H193V215H190V217ZM198 215H196L195 217H189V215H188V217H186L185 216V218H183V219H178V217H177V220H174V219H172V218H170V219H172V220H168V221H163V223L162 224H164L163 226H164V233H165V235H166V237H167V239L166 240H168L169 241V244H170V251L168 252V253H163L162 254V252L161 253H159V252H157V253H155V252H150L149 250H148V248L149 247H145V245L142 247V248H140V254H142V256H144V258H145V261H146V263L147 264H215L218 260H226V259H230V260H232L229 264H237V263H235V261H236V259H234L235 258V256H236V254L238 253V250H236L235 248H236V246H235V248L234 247H232L230 244H226L225 242L226 241H228V240H226L224 243L222 242V241H218V239H216V236H215V234H214V232H213V228L211 227V225H208L207 224V222H209L210 223V219H209V221H207V222H205V216H204V218H202V219H200V217H197ZM34 217H35V215H34ZM48 217H49V215H48ZM55 217V216H54ZM52 218L51 217V219H53V220H55V218ZM113 217V216H112ZM133 217V216H132ZM134 217H133V219H134ZM140 217V216H139ZM164 217V216H163ZM197 217V218H196ZM241 217V216H240ZM24 218V217H23ZM36 218V217H35ZM137 220H138V218L137 217H135ZM142 218H143V216H142ZM160 218V217H159ZM180 218H182V217H180ZM244 218V217H243ZM20 220H21V218H19ZM26 219H27V217H26ZM28 219H30V218H28ZM127 219H128V217H127ZM132 219V220H133ZM136 219H134V220H136ZM165 219H166V216H165ZM30 220H33L32 218L30 219ZM30 220H27V221H30ZM56 220H59L58 218L56 219ZM68 220V218H66V221ZM131 220V219H130ZM137 220H136V222H137ZM145 220V219H144ZM147 220H148V218H147ZM206 220H207V218H206ZM233 220V219H232ZM35 221V220H34ZM64 221H65V216H64ZM142 221V220H141ZM162 221V220H161ZM22 222V221H21ZM33 222V221H32ZM31 221H30V223H32ZM68 222V221H67ZM67 222H66V224H67ZM131 222H133V221H131ZM150 222H153V221H149L148 223H150ZM259 222V221H258ZM25 223V222H24ZM28 223V222H27ZM26 223V224H27ZM34 223V222H33ZM46 223V222H45ZM61 223V222H60ZM59 223V224H60ZM126 223H128V221L126 222ZM133 223H135V221L133 222ZM139 222H137V224H138ZM147 223V222H146ZM155 223V222H154ZM154 223H153V225H154ZM18 224V223H17ZM19 224H20V222H19ZM50 224V223H49ZM63 224V223H62ZM140 224V223H139ZM144 224H145V222H144ZM16 225V224H15ZM68 225V224H67ZM71 225V224H70ZM125 225H127V224H125ZM130 225V224H129ZM143 225V224H142ZM151 226H152V224H150ZM150 225L148 224H145L144 225V229H146L147 231L149 230V227H150ZM264 225V224H263ZM29 226V225H28ZM34 226V225H33ZM35 226H37L38 227V225H35ZM59 226V225H58ZM58 226H55V227H58ZM62 226V225H61ZM86 226H89V225H86ZM119 226V225H118ZM121 226V225H120ZM122 226H124L123 225V223H122ZM133 226V225H132ZM135 226H136V224H135ZM3 227H9V226H3ZM11 227V226H10ZM30 227H32V226H30ZM90 227V226H89ZM125 227V226H124ZM131 227V226H130ZM153 227V226H152ZM161 226H159L158 227V229L160 228ZM15 228V227H14ZM17 228H19V227H17ZM22 228V227H21ZM27 228V227H26ZM48 228H51V227H48ZM54 228V227H53ZM68 228V227H67ZM135 228V227H134ZM133 228V229H134ZM151 228V227H150ZM1 230H3L2 228H0ZM11 228H9V229H7L8 231H2V233H4V234H1V235H3L2 237L4 238H6L7 236H8V238L10 239V237H9V235H16V233L18 232L19 233V235H17V237L19 236V237H21L20 236V231L19 230H17L16 229V231H14V232H16V233H11V234H8L9 233V230H10ZM13 229V228H12ZM46 229H47V227H46ZM90 229V228H89ZM118 229V228H117ZM122 229V228H121ZM137 229H138V227H137ZM140 229H142L141 227L139 228V231H142V230H140ZM153 229V228H152ZM5 230V229H4ZM13 230H15V229H13ZM13 230H11V231H13ZM57 230H58V228H57ZM62 230V229H61ZM116 230V229H115ZM120 230V229H119ZM124 230H126V227H125V229ZM128 230V229H127ZM131 231H128V237L127 238H125V239H129V243L132 241H130V239H134L135 240V238H137L136 236H138L139 234H137L136 235V231L135 232H133L132 231V229H130ZM262 230V229H261ZM145 231V230H144ZM151 231V230H150ZM153 231V230H152ZM260 231V230H259ZM34 232V231H33ZM77 232V231H76ZM92 232V231H91ZM112 232V231H111ZM114 232V231H113ZM116 232V231H115ZM114 232V233H115ZM123 232V231H122ZM127 232V231H126ZM149 232V231H148ZM147 232V233H148ZM38 233V232H37ZM36 233V234H37ZM113 233V234H114ZM137 233H140V235L142 234L141 232H137ZM146 233V234H147ZM97 234V233H96ZM95 234V235H96ZM108 234V233H107ZM121 234V233H120ZM145 234V235H146ZM5 235V236H4ZM28 235V234H27ZM30 235V234H29ZM88 235V234H87ZM90 235V234H89ZM98 235V234H97ZM97 235H96V237H97ZM116 235V234H115ZM126 235V236H127ZM136 235V236H135ZM139 235V237H141ZM36 237H37V235H35ZM116 236H119V235H116ZM143 236V235H142ZM147 236V235H146ZM17 237H16V239H17ZM35 237V238H36ZM95 237V236H94ZM135 237V238H134ZM138 237V238H139ZM150 237V236H149ZM259 237V236H258ZM3 238H2V240H3ZM12 238H14V237H12ZM25 238V237H24ZM29 238V237H28ZM30 238H31V236H30ZM34 238V237H33ZM143 237H141L140 238V240L142 239ZM8 239V240H9ZM58 239V238H57ZM91 239V238H90ZM93 239V238H92ZM5 240V239H4ZM4 240H3V242H1L0 244H2V243H5L6 241H7V239L5 240V242H4ZM34 240V239H33ZM89 240V239H88ZM101 240V239H100ZM124 240V239H123ZM127 240H125V241H127ZM165 240V241H166ZM220 240V239H219ZM222 240V239H221ZM10 241H12V240H10ZM15 241V240H14ZM14 241H12V242H14ZM16 241H18L19 242V239L18 240H16ZM16 241H15V243H16ZM31 240H29V242H30ZM56 241H58V240H56ZM96 241V240H95ZM99 241V240H98ZM137 241V240H136ZM135 241V242H136ZM234 241V240H233ZM9 242V241H8ZM7 242V243H8ZM91 242V241H90ZM97 242V241H96ZM11 243V242H10ZM9 243V245H8V248H9V246L11 245ZM31 243V242H30ZM88 243V242H87ZM86 243V244H87ZM138 243V242H137ZM140 243V242H139ZM85 244V243H84ZM92 244V243H91ZM97 245H98V243H96ZM7 245V244H6ZM77 245V244H76ZM80 245V244H79ZM83 245V244H82ZM90 245V244H89ZM15 246V245H14ZM13 245H12V247L10 246V248H13L14 247ZM87 246H88V244H87ZM168 246V245H167ZM90 248H91V246H89ZM169 247V246H168ZM2 248V247H1ZM30 248V247H29ZM82 248V247H81ZM80 248V249H81ZM100 248V247H99ZM15 249V248H14ZM87 249V248H86ZM86 249H84L85 251H86ZM94 249V248H93ZM92 249V250H93ZM109 249V248H108ZM12 250V249H11ZM82 250V249H81ZM83 250V251H84ZM89 250H91V249H89ZM97 250H99L98 248H97ZM260 250V249H259ZM6 251H7V248H6ZM8 251H9V249H8ZM20 251V250H19ZM21 251H23V250H21ZM100 251V250H99ZM149 251V252H148ZM241 251V250H240ZM249 251V250H248ZM256 251H258V250H256ZM262 251V250H261ZM77 252V251H76ZM87 252V251H86ZM90 252H92V251H90ZM94 252H96V253H98L97 251H93V253H89L90 255H92L89 259H87V264H103V263H105L106 262V260H104L105 262H103V260H102V262L101 261H99L101 258H100V254L97 256ZM102 252H104L103 250H102ZM102 252H100V253H102ZM9 253V252H8ZM15 253V252H14ZM78 253V252H77ZM105 254H106V252H104ZM138 253V252H137ZM252 253V252H251ZM256 253V252H255ZM10 254V253H9ZM12 254V253H11ZM10 254V255H11ZM80 254V253H79ZM81 254H84V253H82L81 252ZM80 254V256H82ZM94 254V255H93ZM240 254V253H239ZM78 255V254H77ZM76 255V256H77ZM264 255V251L263 252H261L260 253V255H257V254H254V253H252V254H250V252L248 253V252H244L243 253V251H242V254L240 255V256H243V259H242V263L243 264H264V258H262V256ZM71 256V255H70ZM97 256V257H96ZM238 256V255H237ZM13 257V256H12ZM75 257V256H74ZM100 259H99V258ZM6 258V257H5ZM15 258V257H14ZM13 258V259H14ZM71 258V257H70ZM238 258V257H237ZM7 259V258H6ZM85 259V258H84ZM103 259H105V258H103ZM5 260V259H4ZM80 260H82V262H83V259L82 258H80ZM235 260V261H234ZM85 261V260H84ZM110 261V260H109ZM108 261V262H109ZM227 262H228V260H226ZM80 262V261H79ZM81 262V263H82ZM220 262V261H219ZM77 263V262H76ZM85 263V262H84ZM145 263V264H146ZM225 263V262H224ZM14 264V263H13ZM31 264V263H30ZM109 264H110V262H109ZM132 264V263H131Z\"/></svg>", "mask_w": 264, "mask_h": 264}]
</instances>
